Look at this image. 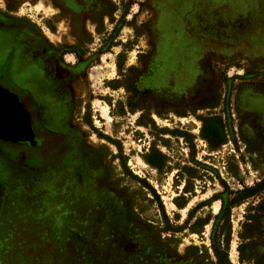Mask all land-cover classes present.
I'll use <instances>...</instances> for the list:
<instances>
[{"label": "rangeland", "instance_id": "1", "mask_svg": "<svg viewBox=\"0 0 264 264\" xmlns=\"http://www.w3.org/2000/svg\"><path fill=\"white\" fill-rule=\"evenodd\" d=\"M0 13L50 56L71 135L0 167V264H264V0Z\"/></svg>", "mask_w": 264, "mask_h": 264}, {"label": "flooded vegetation", "instance_id": "2", "mask_svg": "<svg viewBox=\"0 0 264 264\" xmlns=\"http://www.w3.org/2000/svg\"><path fill=\"white\" fill-rule=\"evenodd\" d=\"M0 17L3 21L10 20L2 13ZM1 18L0 29L8 33L18 28L8 26ZM19 41L0 34V87L18 98L25 114L17 113L12 118L27 119L35 141L11 144L0 138V167L18 168L26 164L33 169V165L59 158L61 153L69 151L71 135L64 123V100L59 88L63 83L54 77L49 66L50 56L27 44L20 45ZM19 149L27 150L29 155L20 156ZM30 158L34 160L32 165L27 162Z\"/></svg>", "mask_w": 264, "mask_h": 264}, {"label": "water", "instance_id": "3", "mask_svg": "<svg viewBox=\"0 0 264 264\" xmlns=\"http://www.w3.org/2000/svg\"><path fill=\"white\" fill-rule=\"evenodd\" d=\"M22 111V105L18 98L8 90L0 87V138L3 142L17 144L35 141L27 119L17 121V123L10 119L17 113L24 116L25 113Z\"/></svg>", "mask_w": 264, "mask_h": 264}, {"label": "bare ground", "instance_id": "4", "mask_svg": "<svg viewBox=\"0 0 264 264\" xmlns=\"http://www.w3.org/2000/svg\"><path fill=\"white\" fill-rule=\"evenodd\" d=\"M10 119H11V121H13L14 123H17V120H16V119L13 120L12 117H10Z\"/></svg>", "mask_w": 264, "mask_h": 264}]
</instances>
